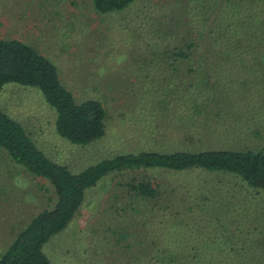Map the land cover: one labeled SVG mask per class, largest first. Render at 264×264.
Returning <instances> with one entry per match:
<instances>
[{
	"label": "rangeland",
	"instance_id": "rangeland-1",
	"mask_svg": "<svg viewBox=\"0 0 264 264\" xmlns=\"http://www.w3.org/2000/svg\"><path fill=\"white\" fill-rule=\"evenodd\" d=\"M184 3L134 0L100 13L91 0H0V39L21 40L53 62L76 102L98 100L105 132L88 144L62 138L55 111L37 87L6 83L1 108L51 160L74 172L141 150L264 149V43H245L228 63L196 41L193 59H174L175 48L186 49L180 41L189 27ZM210 26L211 19L203 29ZM191 95L196 105L208 100L207 109L193 116L194 131L187 126L186 104L176 107ZM141 179L158 187L157 200L142 202L129 190ZM84 199L68 226L43 245L50 264H143L142 256L152 260L159 253L154 227L166 242L183 237L185 253L194 245L197 255L213 252L228 264H264V191L235 174L125 169L105 175ZM197 201L204 204L195 208ZM55 202L50 182L0 147V255ZM227 227L235 237L222 230Z\"/></svg>",
	"mask_w": 264,
	"mask_h": 264
},
{
	"label": "trees",
	"instance_id": "trees-1",
	"mask_svg": "<svg viewBox=\"0 0 264 264\" xmlns=\"http://www.w3.org/2000/svg\"><path fill=\"white\" fill-rule=\"evenodd\" d=\"M134 0H91L97 12L108 13L127 7ZM184 12L189 27L181 34L180 41L186 49L175 48L174 59H193V45H205L206 51L215 50L216 56L234 62L236 54L245 43L250 46L264 43V0H184ZM211 19V26H203ZM197 24V25H196ZM195 27V28H194ZM167 31L169 27L166 28ZM207 33V36L204 37ZM178 46V45H177ZM213 48V49H212ZM258 53V52H257ZM239 59V58H238ZM6 83L37 87L46 103L55 111V131L73 144H88L104 135L106 112L95 99L76 102L72 92L60 81L53 62L32 46L18 39H0V94ZM196 96L176 105L180 110L186 104L187 126L194 131L193 116L208 107L207 101L195 104ZM152 102V101H151ZM195 110V113H193ZM0 147L10 159L34 176L47 179L54 188L56 202L34 215L0 255V264H50L43 245L55 234L64 230L75 218L84 202L85 192L105 175L125 169H163L183 171L199 168L207 171H225L235 174L248 186L264 191V149L233 150L207 147L193 149L183 146L170 151L141 150L104 158L84 169L74 172L51 160L33 141L24 127L9 117L0 106ZM129 190L142 202L158 199L161 191L150 181L141 179L131 182ZM204 203L197 201L193 207ZM167 209V208H166ZM177 215H180L177 213ZM178 217V216H177ZM183 218H181L182 220ZM162 222V221H161ZM172 229L176 231L175 225ZM235 234L227 228L222 229ZM161 228H151L154 233L156 253L152 264H228L227 259L217 258L213 252L208 256L197 255L196 246L191 253L184 252L183 237L175 236L167 242L157 233ZM178 233V232H177ZM181 233V232H180ZM179 234V233H178ZM127 238L129 235H125ZM215 242V241H214ZM130 241L125 246L130 245ZM224 244V243H223ZM214 245H212V248ZM163 252V253H160ZM144 259V260H143ZM244 259V258H243ZM239 264H246L240 261Z\"/></svg>",
	"mask_w": 264,
	"mask_h": 264
}]
</instances>
